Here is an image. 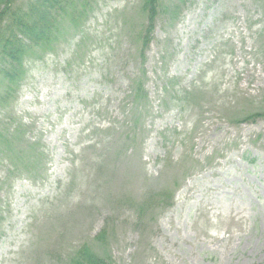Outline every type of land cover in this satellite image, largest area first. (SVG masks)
Here are the masks:
<instances>
[{"label": "rangeland", "instance_id": "rangeland-1", "mask_svg": "<svg viewBox=\"0 0 264 264\" xmlns=\"http://www.w3.org/2000/svg\"><path fill=\"white\" fill-rule=\"evenodd\" d=\"M67 1L0 95V264H264V0H159L147 43L145 0Z\"/></svg>", "mask_w": 264, "mask_h": 264}, {"label": "trees", "instance_id": "trees-1", "mask_svg": "<svg viewBox=\"0 0 264 264\" xmlns=\"http://www.w3.org/2000/svg\"><path fill=\"white\" fill-rule=\"evenodd\" d=\"M18 1L20 0H0V78L9 84H5L6 90L0 91V95L5 94L7 97L11 95L15 83L25 73L24 60L28 53L56 39L58 35L55 27L56 11L66 14L68 10L66 7L70 5L67 0H32L25 7L17 9L14 5ZM144 10L148 14V26L144 37L147 43L158 17L159 0H145ZM79 21H82V16L72 20L75 25ZM136 94L141 100H145L142 84H139ZM262 117L264 113L250 115L246 122ZM104 235L105 232L101 233L95 241L102 244ZM67 264L110 263L90 247L82 246L68 259Z\"/></svg>", "mask_w": 264, "mask_h": 264}]
</instances>
